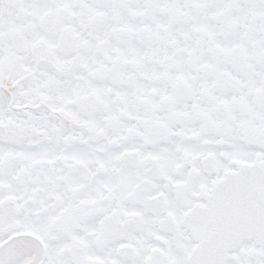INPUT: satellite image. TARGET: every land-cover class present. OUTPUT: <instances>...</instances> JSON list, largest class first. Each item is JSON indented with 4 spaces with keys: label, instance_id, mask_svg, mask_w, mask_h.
Returning a JSON list of instances; mask_svg holds the SVG:
<instances>
[{
    "label": "snow or ice",
    "instance_id": "obj_1",
    "mask_svg": "<svg viewBox=\"0 0 264 264\" xmlns=\"http://www.w3.org/2000/svg\"><path fill=\"white\" fill-rule=\"evenodd\" d=\"M0 264H264V0H0Z\"/></svg>",
    "mask_w": 264,
    "mask_h": 264
}]
</instances>
